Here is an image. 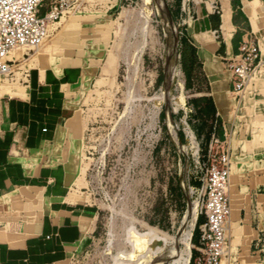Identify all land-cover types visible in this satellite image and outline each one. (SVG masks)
Instances as JSON below:
<instances>
[{
  "label": "crops",
  "instance_id": "1",
  "mask_svg": "<svg viewBox=\"0 0 264 264\" xmlns=\"http://www.w3.org/2000/svg\"><path fill=\"white\" fill-rule=\"evenodd\" d=\"M121 1L71 11L57 51L28 70L14 95L0 92V264H71L101 235L97 157L129 150L153 158L180 149L204 156L214 138L232 159L222 264H264V0H163L178 25L186 108L207 130L147 135L151 142L134 146L123 135L111 146L100 132L116 107L121 69L134 57L127 44H110L117 27L110 11ZM48 9L45 0L40 15ZM248 40L259 47L261 63L257 79L239 92L230 61ZM204 221L198 213L188 264L200 254Z\"/></svg>",
  "mask_w": 264,
  "mask_h": 264
},
{
  "label": "rangeland",
  "instance_id": "2",
  "mask_svg": "<svg viewBox=\"0 0 264 264\" xmlns=\"http://www.w3.org/2000/svg\"><path fill=\"white\" fill-rule=\"evenodd\" d=\"M96 1L104 7L109 3L83 0L80 8ZM157 4L155 0H122L110 11L117 24L112 28L110 44L116 49L127 44L134 57L121 69L118 91L112 96L116 107H112L109 121L100 132L110 138L105 140L108 145L117 146L123 135L134 146L148 143L150 140L144 139L147 135H197L194 130L202 135L207 130L195 111L186 108L179 44L176 59L180 73L165 88L166 48L173 29L178 38V25L168 19L163 0H157ZM74 14L69 12L51 24L50 34L41 45L14 52L17 58L10 63V71L0 74V91L7 92L3 95H14L28 70L57 51L59 34L67 29ZM70 43L68 39L63 44ZM97 158L102 166L95 173L96 185L105 201L101 235L90 240L71 264H136L142 256L160 259L177 240L182 249L179 236L190 201L198 214L204 175L198 160L204 158L203 154H183L180 149L179 153L170 150L152 158L127 150Z\"/></svg>",
  "mask_w": 264,
  "mask_h": 264
},
{
  "label": "built area",
  "instance_id": "3",
  "mask_svg": "<svg viewBox=\"0 0 264 264\" xmlns=\"http://www.w3.org/2000/svg\"><path fill=\"white\" fill-rule=\"evenodd\" d=\"M45 0H0V74L8 73L14 52L23 47L42 44L49 27L67 13L77 11L83 0H48L49 9L40 15ZM12 56V59H9ZM259 47L245 41L240 54L230 61L233 85L243 91L258 77L261 63ZM199 155V152L196 153ZM200 158V156H199ZM202 186L198 213L205 217L200 225L199 251L196 264H222L228 244L226 226L231 213L229 196L232 159L222 142L214 138L202 160H198Z\"/></svg>",
  "mask_w": 264,
  "mask_h": 264
},
{
  "label": "bare ground",
  "instance_id": "4",
  "mask_svg": "<svg viewBox=\"0 0 264 264\" xmlns=\"http://www.w3.org/2000/svg\"><path fill=\"white\" fill-rule=\"evenodd\" d=\"M171 32H170L171 33L170 39H169V42L166 48L165 68H166L167 73H166V80H165V88H167L171 80L175 78L176 76H178L180 73L177 67V59H176L177 58V44H178L177 33L175 29H173ZM184 216L185 217H184L182 229L180 231V236H179L180 239H182V243L184 247L180 249L178 247L179 240H177L175 244H173L172 248L160 259H155L152 256H142L141 262L137 261L136 264H165V263L167 264H188L189 259H190L189 242H190V237H191V232H192V226L196 219V207L193 201L189 202L187 210H186V214Z\"/></svg>",
  "mask_w": 264,
  "mask_h": 264
},
{
  "label": "trees",
  "instance_id": "5",
  "mask_svg": "<svg viewBox=\"0 0 264 264\" xmlns=\"http://www.w3.org/2000/svg\"><path fill=\"white\" fill-rule=\"evenodd\" d=\"M207 111V110H206ZM209 111H210V108H209V110L207 111L208 113L207 114H209ZM152 223V222H151Z\"/></svg>",
  "mask_w": 264,
  "mask_h": 264
}]
</instances>
